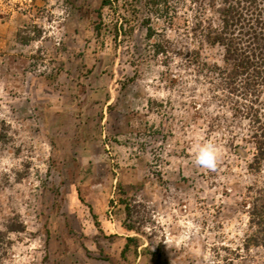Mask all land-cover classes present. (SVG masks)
<instances>
[{"label":"rangeland","instance_id":"obj_1","mask_svg":"<svg viewBox=\"0 0 264 264\" xmlns=\"http://www.w3.org/2000/svg\"><path fill=\"white\" fill-rule=\"evenodd\" d=\"M102 1L0 0V264H264V172L198 27L223 0Z\"/></svg>","mask_w":264,"mask_h":264},{"label":"trees","instance_id":"obj_2","mask_svg":"<svg viewBox=\"0 0 264 264\" xmlns=\"http://www.w3.org/2000/svg\"><path fill=\"white\" fill-rule=\"evenodd\" d=\"M160 1L166 0L144 2L156 7ZM131 2L126 4L130 6ZM102 4L110 3L103 0ZM216 14V20L198 26L204 42L220 45L223 49L224 66L212 65L208 69L218 77L216 87L225 92L228 103L233 105V113L248 122V136L254 145L249 167L264 172V116L258 107L264 93V0H223ZM120 18L119 27L114 25L116 33L123 20L126 21L124 14ZM146 30L151 37L150 25ZM158 51L164 48L160 46ZM248 215L251 232L244 239V247L253 245L264 249V185L250 204Z\"/></svg>","mask_w":264,"mask_h":264},{"label":"clouds","instance_id":"obj_3","mask_svg":"<svg viewBox=\"0 0 264 264\" xmlns=\"http://www.w3.org/2000/svg\"><path fill=\"white\" fill-rule=\"evenodd\" d=\"M220 153L214 143L208 142L199 146L195 155V164L210 171H216Z\"/></svg>","mask_w":264,"mask_h":264}]
</instances>
